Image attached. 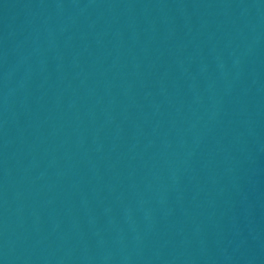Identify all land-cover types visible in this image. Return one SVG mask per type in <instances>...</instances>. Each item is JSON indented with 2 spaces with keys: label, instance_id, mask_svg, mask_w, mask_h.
<instances>
[{
  "label": "water",
  "instance_id": "95a60500",
  "mask_svg": "<svg viewBox=\"0 0 264 264\" xmlns=\"http://www.w3.org/2000/svg\"><path fill=\"white\" fill-rule=\"evenodd\" d=\"M0 264H264V0H0Z\"/></svg>",
  "mask_w": 264,
  "mask_h": 264
}]
</instances>
